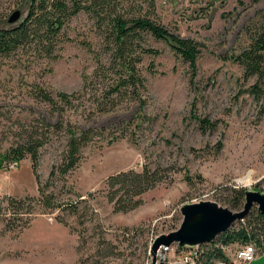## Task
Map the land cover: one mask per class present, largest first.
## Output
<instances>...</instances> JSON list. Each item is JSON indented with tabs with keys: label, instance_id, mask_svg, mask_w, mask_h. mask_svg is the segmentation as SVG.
I'll return each instance as SVG.
<instances>
[{
	"label": "rangeland",
	"instance_id": "374dc122",
	"mask_svg": "<svg viewBox=\"0 0 264 264\" xmlns=\"http://www.w3.org/2000/svg\"><path fill=\"white\" fill-rule=\"evenodd\" d=\"M9 1L0 0V28L11 26L9 18L19 10H6ZM24 7L21 19L27 15ZM262 16L264 0H158V21L202 44L196 77L167 44L151 41L162 52L145 61V66L154 62L157 71L147 75L144 95L143 112L153 121L140 127L129 123L139 102H124L88 123L76 110L67 111L66 120H82L81 129L96 132L82 149L80 163L65 177L59 168L67 151V130L51 129L40 150V181L64 210L36 211L22 232L6 230L0 217V264H152L153 241L181 226L183 205L215 201L229 208L230 189L264 193L263 106L241 94L243 69L223 59L248 45L246 28ZM65 31L70 41L55 62L21 54L0 58V154L42 118L52 123L58 119L31 94L33 85L73 93L83 86L84 75L95 71V55L87 48L90 43L100 52L93 21L79 14ZM195 116L218 121V129L201 130ZM145 165L170 169L171 179L145 193L135 210L116 212L106 197L108 179ZM39 187L30 157L0 171V201L38 197ZM239 227L240 222L233 226ZM175 247L161 252L158 264L164 257L175 260ZM238 248L230 249L235 253Z\"/></svg>",
	"mask_w": 264,
	"mask_h": 264
},
{
	"label": "trees",
	"instance_id": "16d2710c",
	"mask_svg": "<svg viewBox=\"0 0 264 264\" xmlns=\"http://www.w3.org/2000/svg\"><path fill=\"white\" fill-rule=\"evenodd\" d=\"M260 1V0H256ZM158 0H13L6 10L17 6L21 13L27 8V15L18 23L0 28V58L21 54L23 57L47 59L55 62L61 58L63 45L70 41L66 27L79 14H86L94 24L99 39L100 52L96 54L92 44L87 48L94 53L96 69L91 75H84L83 86L73 93L47 91L33 85L31 94L36 100L49 105L57 114L55 123L42 118L35 126L20 135L18 143L0 154V171L12 164H19L30 157L33 173L37 178L39 196L16 199L12 197L0 201V217L5 229L22 232L31 223V215L36 211L64 210L61 203L42 186L38 172L40 150L48 143L50 130H67L68 144L65 158L59 168L62 177L67 176L81 161V152L93 141L95 129H81L83 120L88 123L93 118L116 110L124 102H139L136 116L130 124L137 127L153 118L143 112L146 105L144 95L148 92L147 75H155L154 62L145 66L147 58L161 55V51L151 45V41L167 44L174 54L192 69V78L198 73V60L202 44L182 38L168 30L157 19ZM4 15L5 22L7 14ZM263 13V12H260ZM249 43L238 52L225 54L223 59L239 65L243 69L244 88L242 95L261 103L264 111V16L246 28ZM103 57L106 60H103ZM75 113L82 120H66L67 111ZM203 131L217 130L218 121L196 117ZM123 137V136H122ZM119 139V138H115ZM114 139V140H115ZM222 142L218 152L223 149ZM170 169L145 165L141 171L129 170L111 176L107 182L106 197L116 212H129L143 204L142 196L161 183L171 179ZM56 172L54 171V174ZM188 181L192 179L186 176ZM230 199L226 204L233 211L243 209L244 189H230ZM71 212L73 206L66 207ZM77 213V211H76ZM75 214V213H74ZM56 220L65 223L64 218ZM254 244L264 251V215L251 211L238 229L231 228L212 244L202 246L199 264H216L227 260L224 247Z\"/></svg>",
	"mask_w": 264,
	"mask_h": 264
},
{
	"label": "water",
	"instance_id": "95a60500",
	"mask_svg": "<svg viewBox=\"0 0 264 264\" xmlns=\"http://www.w3.org/2000/svg\"><path fill=\"white\" fill-rule=\"evenodd\" d=\"M21 18V11L16 10L10 16L9 24L14 25ZM255 207L264 215V193L262 191L246 190L245 202L240 211L225 208L215 201L183 205L181 226L176 231L156 237L153 241L150 247L152 264H158L159 254L170 250L174 245L179 249H194L215 243L237 222L244 221ZM159 264H165L164 258L160 259Z\"/></svg>",
	"mask_w": 264,
	"mask_h": 264
},
{
	"label": "built area",
	"instance_id": "2783aa9c",
	"mask_svg": "<svg viewBox=\"0 0 264 264\" xmlns=\"http://www.w3.org/2000/svg\"><path fill=\"white\" fill-rule=\"evenodd\" d=\"M231 247H224V251L227 255V260L218 261L216 264H250L259 255L260 249L254 244H247L239 246L235 253H232ZM177 249L178 255L175 256V260L168 261L164 257L165 264H199L198 260L202 254V247L194 249H179L175 247L173 251ZM161 259V258H160Z\"/></svg>",
	"mask_w": 264,
	"mask_h": 264
},
{
	"label": "crops",
	"instance_id": "0c3cea01",
	"mask_svg": "<svg viewBox=\"0 0 264 264\" xmlns=\"http://www.w3.org/2000/svg\"><path fill=\"white\" fill-rule=\"evenodd\" d=\"M250 264H264V251H260L258 257Z\"/></svg>",
	"mask_w": 264,
	"mask_h": 264
}]
</instances>
